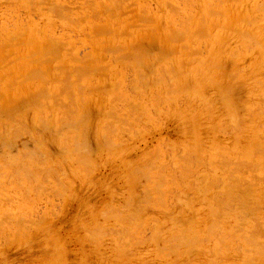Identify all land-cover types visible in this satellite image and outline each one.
Masks as SVG:
<instances>
[{"label": "rangeland", "instance_id": "374dc122", "mask_svg": "<svg viewBox=\"0 0 264 264\" xmlns=\"http://www.w3.org/2000/svg\"><path fill=\"white\" fill-rule=\"evenodd\" d=\"M0 42V264H264V0H0Z\"/></svg>", "mask_w": 264, "mask_h": 264}, {"label": "bare ground", "instance_id": "6f19581e", "mask_svg": "<svg viewBox=\"0 0 264 264\" xmlns=\"http://www.w3.org/2000/svg\"><path fill=\"white\" fill-rule=\"evenodd\" d=\"M66 1H67V0H66ZM6 2H7V1H6ZM42 2H44V1H42ZM116 2H117V1H116ZM190 2H191V1H190ZM214 2H215V1H214ZM216 2H217V0H216ZM14 3H15V2H14ZM23 3H24V2H23ZM39 3H40V2H39ZM69 3H70V2H69ZM117 3H118V2H117ZM120 3H121V2H120ZM40 4H41V3H40ZM44 4H45V3H44ZM56 4H57V3H56ZM56 4H55V5H56ZM84 4H85V3H84ZM207 4H209V3L207 2ZM32 5H33V4H32ZM34 5H35V3H34ZM79 5H80V4H79ZM135 5H136V4H135ZM168 5H169V4H168ZM212 5H213V4H212ZM218 5H219V4H218ZM259 5H261V4H259ZM53 6H54V4H53ZM58 6H59V5H58ZM93 6H94V5H93ZM192 6H193V5H192ZM192 6H191V7H192ZM213 6H214V5H213ZM32 7H33V6H32ZM118 7H119V6H118ZM54 8H55V7H54ZM72 8H73V7H72ZM79 8H80V7H79ZM208 8H209V7H208ZM51 9H52V8H51ZM59 9H60V8H59ZM62 9H63V8H62ZM74 9H75V8H74ZM143 9H144V8H143ZM172 9H174V8H172ZM172 9H171V11L173 12L175 9H174V10H172ZM250 9H252V8H250ZM258 9H259V8H258ZM258 9H257V10H258ZM54 10H55V9H54ZM54 10H53V11H54ZM56 10H57V9H56ZM194 10H195V9H194ZM255 10H256V9H255ZM260 10H261V9H260ZM260 10H259V11H260ZM66 11H67V10H66ZM169 11H170V10H169ZM212 11H213V10H212ZM259 11H258V12H259ZM32 12H33V11H32ZM62 12H63V10H62ZM145 12H146V11H145ZM218 12H219V11H218ZM33 13H35V11H34ZM215 13H216V12H215ZM215 13H214V14H215ZM144 14H145V13H144ZM175 14H176V13H175ZM216 14H217V13H216ZM216 14H215V15H216ZM219 14H220V12H219ZM221 14H222V12H221ZM57 15H58V14H57ZM71 15H72V14H71ZM84 15H85V14H84ZM98 15H99V14H98ZM140 15H141V13H140ZM67 16H68V15H67ZM67 16H66V17H67ZM111 16H112V15H111ZM144 16H145V15H144ZM150 16H151V15H150ZM155 16H156V15H155ZM57 18H59V17L57 16ZM152 18H153V17H152ZM152 18H151V19H152ZM179 18H180V17H179ZM188 18H189V17H188ZM190 18H191V16H190ZM253 18H254V17H253ZM61 19H62V18H61ZM63 19H67V18H64V17H63ZM138 19H139V18H138ZM254 19H255V18H254ZM95 20H96V19H95ZM127 20H128V19H127ZM185 20H186V19H185ZM140 21H141V20H140ZM145 21H146V19H145ZM147 21H148V20H147ZM83 22H84V20H83ZM100 22H101V21H100ZM133 22H134V21H133ZM148 22H149V21H148ZM157 22H158V21H157ZM168 22H169V21H168ZM179 22H180V21H179ZM74 23H75V22H74ZM153 23H154V22H153ZM180 23H181V22H180ZM247 23H248V22H247ZM76 24H77V23H76ZM168 24H169V23H168ZM203 24H204V22L201 24L202 27H203ZM127 25H128V24H127ZM249 25H250V24H249ZM77 26H78V25H77ZM94 26H95V25H94ZM97 26H98V25H97ZM97 26H96V27H97ZM96 27H95V28H96ZM205 27H206V26H205ZM205 27H204V29H205ZM21 28H22V27H21ZM26 28H28V27H26ZM99 28H100V27H99ZM158 28H159V27H158ZM200 28H201V27H200ZM34 29H35V28H34ZM97 29H98V28H97ZM181 29L183 30V28H181ZM25 30H26V29H25ZM184 30L187 31L188 29H187V30L184 29ZM205 30H207V29H205ZM100 31H101V30H100ZM102 31H104V30H102ZM150 31H151V30H150ZM239 31H240V30H239ZM92 32H93V30H92ZM107 32L109 33L108 30H107ZM187 32H189V31H187ZM235 32H236V31H235ZM108 33H107V34H108ZM179 33H180V32H179ZM4 34H5V33H4ZM12 34H13V33H12ZM100 34H102V33H100ZM100 34H99V35H100ZM104 34H105V33H104ZM157 34H158V33H157ZM181 34H183V33H181ZM191 34H192V33H191ZM94 35H95V34H94ZM108 35H109V34H108ZM125 35H126V34H125ZM153 35H154V34H153ZM193 35H194V34H193ZM198 35H199V34H198ZM201 35H202V34H201ZM248 35H249V34H248ZM7 36H8V33H7ZM7 36H5V37H7ZM13 36H14V35H12V37H13ZM43 36H44V34H43ZM48 36H49V35H47V36H45L43 39H41V40L38 42L39 44H38V43H34V44H37V47H36V46H35V48L32 47V49L30 50L31 53L33 52V55L35 54L34 56L39 55V58H38V59L35 57V60L37 59V60H36L37 62H38L39 60L41 61V60L43 59V58H42L43 56H45V57H47L46 55H49V56H56V53H57L59 50H64V51H65V49H66V45H67V44H64V42H62V41H61L60 39H58V38H55L54 36H49V38H48ZM86 36H87V35H86ZM120 36H121V35H120ZM156 36H157V35H156ZM181 36L183 37V35H181ZM8 37H10V36H8ZM12 37H11V38H12ZM19 37H20V36H19ZM19 37H18V38H19ZM21 37H22V36H21ZM21 37H20V39H21ZM30 37H31V40L28 39V40L30 41V44H32V42H34L33 40H36V41L38 40V39H37L36 37H34L33 35H31ZM30 37H29V38H30ZM167 37H168V36H167ZM185 37H186V36H185ZM198 37H199V36H198ZM207 37H208V36H207ZM241 37H242V35H241ZM250 37H251V36H250ZM179 38H180V35H179ZM253 38H254V37H253ZM64 39H65V37H64ZM73 39H74V38H73ZM169 39H170V38H169ZM248 39H249V38H248ZM251 39H252V38H251ZM254 39H255V38H254ZM7 40L9 41V38H7ZM62 40H63V39H62ZM78 40H79V38H78ZM144 40H145V39H144ZM183 40H184V39H183ZM252 40H253V39H252ZM8 41H7V42H8ZM23 41H24V40H23ZM31 41H32V42H31ZM36 41H35V42H36ZM255 41H256V39H255ZM3 42H4V41H3ZM7 42L5 41L4 44L6 45ZM9 42H10V44H12L11 41H9ZM9 42H8V43H9ZM173 42H175V41H173ZM250 42H251V41H250ZM256 42H257V41H256ZM258 42H260V41H258ZM13 43H14V42H13ZM246 43H247V42H246ZM251 43H252V42H251ZM0 44H2V43L0 42ZM4 44L2 45V47L4 46ZM14 44H15V43H14ZM34 44H33V45H34ZM257 44H258V43H257ZM259 44H260V43H259ZM16 45H17V43H16ZM18 45H19V44H18ZM18 45H17V46H18ZM62 45H63V46L65 45V47H63ZM12 46H13V45H12ZM74 46H75V45H74ZM118 47H119V46H118ZM134 47H135V46H134ZM107 48H108V47H107ZM72 49H73V48H72ZM72 49L70 50V48H69V51H72ZM172 49H173V48H172ZM184 49H185V48H184ZM187 49H189V48L186 47V50H187ZM191 49H192V48H191ZM199 49H200V48H199ZM202 49H203V48H202ZM66 50H67V49H66ZM121 50H122V49H121ZM247 50H248V49H247ZM118 51H119V50H118ZM118 51H117V52H118ZM196 51H197V49H196ZM20 52H21V51H20ZM67 52H68V51H67ZM126 52H127V51H126ZM138 52H139V51H138ZM10 53H11V52H9V54H10ZM58 53H59V52H58ZM112 53H113V52H112ZM133 53H134V52H132L131 54H133ZM141 53H142V52H141ZM188 53H189V52H188ZM191 53H192V51H191ZM2 54H3V53H2ZM93 54H94V53H93ZM109 54H110V53H109ZM126 54H127V53H126ZM166 54H167V53H166ZM196 54H197V53H196ZM0 55H1V54H0ZM5 55H6V54H5ZM138 55H139V54H137V56H138ZM157 55H158V54H157ZM6 56H7V55H6ZM16 56H17V55H16ZM31 56H32V55H31ZM31 56H30V57H31ZM57 56H58V55H57ZM75 56H76V55H75ZM85 56H87V55H85ZM112 56H113V55H112ZM192 56H193V55H192ZM231 56H232V55H231ZM260 56H261V55H260ZM10 57H11V55H10ZM17 57H18V56H17ZM73 57H74V56H73ZM82 57H83V56H82ZM90 57H91V56H90ZM131 57H132V56H131ZM140 57H142V56H140ZM7 58H8V57H7ZM15 58H16V57H15ZM23 58H24V57H23ZM26 58H27V57H26ZM48 58H50V57H48ZM48 58H47V59H48ZM74 58H75V57H74ZM136 58H137V57H136ZM4 59H5V58H4ZM4 59H2V60H4ZM21 59H22V58H21ZM78 59H81V58H78ZM143 59H144V58H143ZM148 59H149V58H148ZM158 59H159V57H158ZM165 59H166V57H165ZM18 60H19V59H18ZM33 60H34V59H33ZM33 60H32V61H33ZM35 60H34V61H35ZM45 60H46V59H45ZM53 60H54V59H53ZM90 60H91V59H90ZM152 60H153V59H152ZM230 60H231V59H230ZM230 60H229V61H230ZM11 61H12V60H11ZM34 61H33V62H34ZM36 61H35V62H36ZM40 61H39V62H40ZM51 61H52V59H51ZM55 61H56V60H55ZM81 61H82V60H81ZM95 61H96V60H95ZM116 61H117V60H115V62H116ZM135 61H136V60H135ZM143 61H144V60H143ZM155 61H156V60H155ZM161 61H162V60H161ZM229 61H228V62H229ZM28 62H29V61H28ZM30 62H31V60H30ZM121 62H122V61H121ZM132 62H133V61H132ZM138 62H139V61H138ZM40 63H41V62H40ZM95 63H96V62H95ZM112 63H113V62H112ZM189 63H190V62H189ZM191 63H192V62H191ZM6 64H7V63H6ZM23 64H24V63H23ZM37 64H38V63H37ZM257 64H258V63H257ZM3 65H4V64H3ZM9 65H10V63H9ZM15 65H16V64H15ZM137 65H138V64H137ZM140 65H141V64H140ZM170 65H171V64H170ZM54 66H55V65H54ZM56 66H57V65H56ZM62 66H63V65H62ZM94 66H95V65H94ZM121 66H122V65H121ZM126 66H127V65H126ZM149 66H150V65H149ZM1 67H2V66H1ZM13 67H14V65H13ZM20 67H21V66H20ZM34 67H35V66H34ZM59 67H60V66H59ZM59 67L57 66V68H59ZM63 67H64V66H63ZM106 67H107V66H106ZM136 67H138V66H136ZM154 67H155V66H154ZM170 67H171V66H170ZM9 68H10V67H9ZM39 68H40V67H39ZM49 68H50V67H49ZM92 68H93V67H92ZM95 68H96V67H95ZM125 68H126V67H125ZM32 69H33V68H32ZM41 69H42V68H41ZM66 69L68 70V68H66ZM107 69H108V68H107ZM216 69H217V68H216ZM21 70H22V68H21ZM37 70H38V69H37ZM43 70H44V69H43ZM58 70H59V69H58ZM60 70H61V69H60ZM93 70H94V69H93ZM96 70H97V69H96ZM98 70H99V69H98ZM122 70H123V69H122ZM142 70H143V69L141 68V71H142ZM10 71H11V70H10ZM26 71H28V69H27ZM30 71H31V70H30ZM41 71H42V70H41ZM45 71H46V70H45ZM82 71H83V70H82ZM107 71H108V70H107ZM240 71H241V70H240ZM13 72H14V70H13ZM37 72H38V71H37ZM43 72H44V71H43ZM7 73H8V71H7ZM31 73H32V72H31ZM39 73H40V72H39ZM83 73H84V72H83ZM89 73H90V72H89ZM235 73H236V72H235ZM10 74H11V73H10ZM20 74H21V73H20ZM26 74H27V72H26ZM46 74H47V73H46ZM48 74H49V72H48ZM86 74H87V73H86ZM86 74H85V75H86ZM140 74H141V73H140ZM143 74H144V73H143ZM145 74H146V73H145ZM151 74H152V73H151ZM29 75H30V74H29ZM33 75H34V74H33ZM33 75H32V77H33ZM42 75H43V74H42ZM242 75H243V74H242ZM35 76L38 77L39 75H35ZM46 76H47V75H46ZM54 76H55V75H54ZM63 76H64V75H63ZM126 76H127V75H126ZM141 76H142V75H141ZM164 76H165V75H164ZM233 76H234V75H233ZM235 76H236V75H235ZM24 77H25V76H24ZM26 77H27V76H26ZM43 77H44V76H43ZM48 77H49V76H48ZM61 77H62V75H61ZM165 77H166V76H165ZM7 78H8V77H7ZM12 78H13V76H12ZM30 78H31V77H30ZM30 78H29V79H30ZM69 78H70V77H69ZM159 78H160V77H159ZM2 79H3V78H2ZM19 79H20V78H18V80H19ZM23 79H24V78H23ZM36 79H37V78H36ZM44 79H45V78H44ZM52 79H53V78H52ZM59 79L62 80V78H59ZM64 79H65V78H64ZM130 79H131V78H130ZM162 79H163V78H162ZM228 79H229V78H228ZM24 80H25V79H24ZM45 80H46V79H45ZM65 80H66V79H65ZM65 80H64V81H65ZM158 80H159V79H158ZM164 80H165V78H164ZM9 81H10V80H9ZM27 81H28V80H27ZM29 81H30V80H29ZM32 81H33V79H32ZM59 81H60V80H59ZM64 81L62 80V81H60V82H64ZM79 81H80V80H79ZM169 81H170V80H169ZM15 82H16V81H15ZM15 82H14V83H15ZM20 82H21V81H20ZM22 82H23V81H22ZM40 82H41V81H40ZM77 82H78V81H77ZM131 82H132V81H131ZM156 82H157V81H156ZM37 83H38V82H37ZM44 83H45V82H44ZM58 83H59V82H58ZM65 83H66V82H65ZM78 83H79V82H78ZM159 83H160V82H159ZM8 84L11 85L10 83H8ZM15 84H16V83H15ZM19 84H20V83H19ZM19 84H18V85H19ZM141 84H143V83H141ZM16 85H17V84H16ZM41 85H42V83H41ZM47 85H48V84H47ZM53 85H54V84H53ZM79 85H81V84H79ZM132 85H133V84H132ZM152 85H153V84H152ZM187 85H188V84H187ZM2 86H3V85H2ZM39 86H40V85H38V87H39ZM43 86H44V84H43ZM50 86H51V85H50ZM66 86H68V85H66ZM153 86H154V85H153ZM188 86H189V85H188ZM8 87H9V86H8ZM11 87H12V86H11ZM30 87H31V86H30ZM60 87H61V86H60ZM60 87H59V88H60ZM80 87H81V86H80ZM105 87H108V86L105 85ZM131 87H132V86H131ZM41 88L43 89V87H41ZM59 88H58V89H59ZM83 88H84V87H83ZM113 88H114V87H113ZM138 88H139V87H138ZM1 89H3V88H1ZM14 89H16V87H15ZM21 89H23V88H21ZM42 89H39V92H40V90H42ZM46 89H47V88H45L44 90H46ZM54 89H57V86H55ZM70 89H71V88H70ZM78 89H79V88H78ZM78 89H77V91H78ZM115 89H116V88H115ZM117 89H118V88H117ZM132 89H133V88H132ZM226 89H227V88H226ZM11 90H12V89H11ZM16 90H17V89H16ZM18 90H19V89H18ZM28 90H29V89H28ZM36 90H38V89L36 88ZM59 90H60V89H59ZM98 90H99V88H98ZM98 90H97V91H98ZM110 90H111V89H110ZM133 90H134V89H133ZM224 90H225V89H224ZM6 91H8V90H6ZM13 91H15V90H13ZM20 91H21V90H20ZM69 91H70V90H69ZM144 91H145V90H144ZM193 91H194V90H193ZM1 92H2V91H1ZM9 92H10V91H9ZM16 92H17V91H15V94H16ZM31 92H32V90H31ZM33 92H34V91H33ZM37 92H38V91H37ZM80 92H81V91H80ZM102 92H103V91H102ZM109 92H110V91H109ZM3 93H4V92H3ZM20 93H21V92H20ZM29 93H30V92H29ZM41 93H42V92H41ZM61 93H62V92H61ZM77 93H78V92H77ZM105 93H107V92H105ZM118 93H119V92H118ZM146 93H147V92H146ZM10 94H11V92H10ZM25 94H26V93H25ZM43 94H44V93H43ZM43 94H41V96H42ZM45 94H46V93H45ZM53 94H54V93H53ZM65 94H67V93L65 92ZM65 94H64V96L67 97V95H65ZM11 95H12V94H11ZM23 95H24V94H23ZM36 95L38 96L39 94H36ZM47 95H48V92H47ZM49 95H50V94H49ZM49 95H48V97H49ZM51 95H52V94H51ZM54 95H55V94H54ZM120 95H121V94H120ZM5 96H6V95H5ZM21 96H22V95H21ZM57 96H58V95H57ZM59 96H60V95H59ZM71 96H72V95H71ZM73 96H74V95H73ZM2 97H3V96H2ZM10 97H11V96H10ZM13 97H14V96H13ZM13 97H12V98H13ZM28 97H29V96H28ZM45 97H46V95H45ZM61 97H62V96H61ZM68 97H69V96H68ZM106 97H107V96H106ZM120 97H121V96H120ZM16 98H17V97H16ZM36 98H37V97H36ZM36 98H35V99H36ZM46 98H47V97H46ZM55 98H56V97H55ZM59 98H60V97H59ZM4 99H5V97H4ZM6 99H7V98H6ZM23 99H24V98H23ZM39 99H40V97H39ZM57 99H58V98H57ZM61 99H62V98H61ZM71 99H72V98H71ZM81 99H82V98H81ZM81 99H80V100H81ZM108 99H109V98H108ZM112 99H113V98H112ZM11 100H12V99H11ZM16 100H17V99H16ZM37 100H38V99H37ZM43 100H44V99H43ZM46 100H47V99H46ZM50 100H51V99H50ZM52 100H53V99H52ZM110 100H111V99H110ZM2 101H4V100H2ZM7 101H8V100H7ZM28 101H29V99H28ZM58 101H59V100H58ZM63 101H64V100H63ZM5 102H6V101H5ZM33 102H35V101H33ZM47 102H48V101H47ZM51 102H52V101H51ZM71 102H72V101H71ZM81 102H82V101H81ZM85 102H86V101H85ZM85 102H84V103H85ZM72 103H73V102H72ZM111 103H112V102H111ZM131 103H132V102H131ZM131 103H130V105H131ZM7 104L9 105V103H7ZM27 104H28V103H27ZM35 104H36V103H34V105H35ZM62 104H63V102H62ZM70 104H71V103H70ZM70 104H69V105H70ZM1 105H2V104H1V102H0V107H2V108L0 109V114H2V113H6L7 111H9V108H8L9 106H8V105H6V106H8V107H6V106L3 107V106H1ZM37 105H38V104H37ZM37 105H36V106H37ZM52 105H55V104L52 103ZM56 105H57V104H56ZM58 105H59V104H58ZM27 106H28V105H27ZM36 106H34V107H36ZM38 106H39V105H38ZM59 106H60V105H59ZM59 106H56V107L59 108ZM29 107H30V106H29ZM40 107H41V106H40ZM54 107H55V106H54ZM63 107H64V106H63ZM69 107H70V106H69ZM71 107H72V105H71ZM74 107H75V105H74ZM83 107H84V105H83ZM112 107H113V106H112ZM126 107H127V106H126ZM131 107H132V106H131ZM156 107H157V106H156ZM16 108H17V107H16ZM46 108H47V107H46ZM50 108H52L51 105H50ZM61 108H62V107H61ZM61 108H60V110H61ZM64 108H65V107H64ZM72 108H73V107H72ZM75 108H76V107H75ZM87 108H88V107H87ZM117 108H118V107H117ZM35 109H38V108H35ZM35 109H34V110H35ZM40 109H41V108H40ZM42 109H43V107H42ZM44 109H45V108H44ZM53 109H54V108H53ZM53 109H52V110H53ZM83 109H84V108H83ZM130 109H131V108H130ZM257 109H258V108H257ZM28 110L30 111V109H28ZM32 110H33V109H32ZM60 110H59V111H60ZM72 110H73V109H72ZM122 110H123V109H122ZM133 110H134V109H133ZM43 111H44V110H43ZM64 111H65V110H64ZM64 111H63L62 113H66V112H64ZM68 111H69V109H68ZM74 111H75V110H73V112H74ZM85 111H86V110H85ZM136 111H137V110H136ZM247 111H248V110H247ZM263 111H264V110H263ZM39 112H40V111H39ZM41 112H42V111H41ZM55 112H56V111H55ZM55 112H54V114H55ZM57 112H58V111H57ZM70 112H72V111H70ZM76 112H77V110H76ZM111 112H112V111H111ZM116 112H117V111H116ZM261 112H262V110H261ZM24 113H25V111H24ZM45 113H46V112H45ZM45 113H44V114H45ZM49 113H50V111H49ZM259 113H260V112H259ZM16 114H17V113H16ZM22 114H23V113H22ZM27 114H28V113H27ZM66 114H67V113H66ZM72 114H73V113H72ZM72 114H71V115H72ZM114 114H115V113H114ZM38 115H39V114H38ZM38 115H36V116H38ZM60 115H61V114H60ZM67 115H68V114H67ZM80 115H81V114H80ZM128 115H129V114H128ZM9 116H10V114H9ZM15 116H16V115H15ZM20 116H22V115H20ZM20 116H19V117H20ZM39 116H40V115H39ZM41 116H42V115H41ZM43 116H44V115H43ZM61 116H62V115H61ZM65 116H66V115H65ZM49 117L51 118V116H49ZM66 117H67V116H66ZM72 117H73V116H72ZM75 117H76V116H75ZM115 117H116V115H115ZM125 117H126V116H125ZM125 117H124V118H125ZM129 117H130V116H129ZM240 117H241V116H240ZM5 118H6V117H5ZM15 118H16V117H15ZM30 118H31V117H30ZM56 118H57V117H56ZM56 118L54 117V119H56ZM73 118H74V117H73ZM73 118H72V119H73ZM79 118H80V116H79ZM6 119H7V118H6ZM60 119H61V118H59L58 120H60ZM66 119H67V118H66ZM69 119H70V118H69ZM118 119H119V118H118ZM241 119H242V118H241ZM74 120H75V119H74ZM76 120H78V121H76ZM76 120H75V121H76L77 123L80 121V119H76ZM116 120H117V119H116ZM127 120H128V119H127ZM6 121H7V120H6ZM8 121H9V120H8ZM15 121H16V119H15ZM37 121H39V120L37 119ZM67 121H68V120H67ZM67 121H66V122H67ZM75 121H74V122H75ZM87 121H88V120H87ZM10 122H11V120H10ZM17 122H18V120H17ZM17 122H15V123H17ZM19 122H20V121H19ZM48 122H50V120H49ZM58 122H59V121H58ZM74 122H72V123H74ZM76 122H75V123H76ZM82 122H83V120H82ZM121 122H122V118H121ZM127 122H128V121H127ZM127 122L125 121V123H127ZM8 123H9V122H8ZM11 123H12V122H11ZM42 123H43V122H42ZM46 123H47V122H46ZM46 123H45V124H46ZM60 123H62V122H60ZM86 123H87V122H86ZM13 124H14V123H13ZM65 124H66V123H65ZM81 124H82V123H81ZM83 124H84V122H83ZM111 124H112V123H111ZM111 124H110V125H111ZM241 124H242V123H241ZM253 124H254V123H253ZM263 124H264V123H263ZM6 125H7V124H6ZM18 125H19V123L17 124V126H18ZM20 125H21V124H20ZM48 125H49V124H48ZM85 125H86V124H85ZM127 125H128V124H127ZM130 125H131V124H130ZM132 125H133V123H132ZM132 125H131V126H132ZM12 126H13V125H12ZM14 126H15V125H14ZM54 126H55V125H54ZM63 126H64V125H63ZM66 126H67V124H66ZM72 126H73V125H72ZM80 126L82 127V125H80ZM135 126H136V125H135ZM7 127H8V126H7ZM15 127H16V126H15ZM18 127H19V126H18ZM18 127H16V128H18ZM22 127H23V125H22ZM22 127H21V128H22ZM58 127H59V126H58ZM67 127H68V126H67ZM70 127H71V125H70ZM74 127H75V125H74ZM119 127H120V124H119ZM260 127H261V125H260ZM260 127H258V128H260ZM11 128H12V127H11ZM46 128H47V126H46ZM53 128H54V127H53ZM84 128H85V127H84ZM129 128L132 129L131 127H129ZM235 128H236V127H235ZM7 129H8V128H7ZM13 129H14V128H13ZM23 129H24V127H23ZM23 129H22V130H23ZM27 129H28V128H27ZM65 129H66V128H65ZM67 129H69V128H67ZM78 129H80V128H77V131H78ZM103 129H104V128H103ZM105 129H106V128H105ZM109 129L111 130V128H109ZM121 129H122V128H121ZM236 129H237V128H236ZM236 129H235V130H236ZM0 130H1V129H0ZM11 130H12V129H11ZM14 130H15V129H14ZM19 130H20V128H19ZM44 130H45V129H44ZM56 130H57V129H56ZM63 130H64V129H63ZM81 130H83V129H81ZM84 130H85V129H84ZM84 130H83V131H84ZM106 130H107V129H106ZM113 130H114V129H113ZM230 130H231V129H230ZM7 131H8V130H7ZM12 131H13V130H12ZM49 131H50V130H49ZM61 131H62V130H61ZM61 131H60V132H61ZM64 131H66V130H64ZM67 131H68V130H67ZM69 131L71 132L72 129H71V130L69 129ZM69 131H68V132H69ZM77 131H76V132H77ZM121 131H122V130H121ZM241 131H242V130H241ZM0 132L2 133V132H4V131H0ZM28 132H29V131H28ZM55 132H56V131H55ZM57 132H58V131H57ZM60 132H58V133L60 134ZM70 132H69V133H70ZM72 132H75V131H72ZM107 132H109V131H107ZM111 132H112V131H111ZM111 132H110V133H111ZM113 132H114V131H113ZM231 132H232V131H231ZM236 132H237V131H236ZM239 132H240V131H239ZM7 133H8V132H7ZM13 133H14V132H13ZM22 133H23V131H22ZM114 133H115V132H114ZM28 134H29V133H28ZM49 134H50V133H49ZM75 134H76V133H75ZM77 134H78V133H77ZM3 135H4V133H3ZM10 135H11V134H10ZM20 135H21V131H20ZM30 135H31V134H30ZM34 135H36V134H34ZM106 135H109V134H106ZM111 135H112V134H110V136H111ZM27 136H28V135H27ZM32 136H33V135H32ZM52 136H53V135H52ZM54 136H55V135H54ZM70 136H71V135H70ZM81 136H82V135H81ZM110 136H109V137H110ZM14 137H15V135H14ZM14 137H13V140H14ZM72 137H73V136H72ZM78 137H79V136H77V138H78ZM83 137H85V136H83ZM2 138H4V137H2ZM29 138H31V136H29ZM52 138H53V137H52ZM70 138H71V137H70ZM73 138H74V137H73ZM73 138H72V139H73ZM104 138H105V135H104ZM104 138H103V139H104ZM8 139H9V138H8ZM10 139H11V138H10ZM64 139H65V138H64ZM107 139H111V138H107ZM107 139H104V140H107ZM31 140H32V139H31ZM34 140H35V139H34ZM39 140H41V138H40ZM39 140H38V141H39ZM65 140H66V139H65ZM69 140H70V139H69ZM77 140H78V139H77ZM77 140H75V141L77 142ZM20 141H21V140H20ZM35 141H37V140H35ZM73 141H74V139H73ZM110 141H111V140H110ZM8 142H9V140H8ZM26 142H27V141H26ZM42 142H43V141H42ZM83 142H84V141H83ZM6 143H7V142H6ZM36 143H38V142H36ZM81 143H82V142H81ZM33 144H34V143H33ZM75 144H77V143H75ZM108 144H109V143H108ZM108 144H107V145H108ZM2 145H3V144H2ZM16 145H17V144H16ZM22 145H23V144H22ZM42 145H43V144H42ZM67 145H69V144H66V146H67ZM79 145H80V143H79V141H78V148H79ZM81 145H82V144H81ZM105 145H106V142H105ZM4 146H5V145H4ZM14 146H15V145H14ZM120 146H121V145H120ZM6 147H7V146H6ZM9 147H10V146H9ZM21 147H22V146H21ZM26 147H27V146H26ZM67 147H68V146H67ZM67 147H66V149H67ZM73 147H75V146H73ZM96 147H98V146H96ZM100 147H101V146H100ZM100 147H99V148H100ZM116 147H117V145H116ZM1 148H2V147H1ZM23 148H24V146H23ZM30 148H31V147H30ZM33 148H37V147H33ZM24 149H26V148H24ZM63 149H65V148H63ZM66 149H65L64 151H66ZM74 149L77 150V148H74ZM74 149H73V151H72L71 153H73L74 151L76 152V150H74ZM85 149H86V148H83L82 150L84 151ZM30 150H31V149H30ZM35 150H36V149H34V151H35ZM38 150H39V149H38ZM67 150H68V149H67ZM78 150H79V149H78ZM78 150H77V151H78ZM227 150H228V149H227ZM6 151H7V149H6ZM10 151H11V150H10ZM10 151H9V152H10ZM16 151H17V150H16ZM27 151H28V149H27ZM4 152H5V151H4ZM31 152H32V150H31ZM67 152H68V151H67ZM88 152H89V151H88ZM256 152H258V151H256ZM259 152H260V151H259ZM259 152H258V153H259ZM262 152H263V151H262ZM2 153H3V152H2ZM6 153H7V152H6ZM14 153H15V152H14ZM16 153H17V152H16ZM19 153H20V152H19ZM21 153H22V152H21ZM43 153H44V152H43ZM81 153H83V152H81ZM17 154H18V153H17ZM24 154H26V153H24ZM24 154H23V155H24ZM29 154H30V153H29ZM29 154H28V155H29ZM33 154H34V153H33ZM39 154H40V153H39ZM87 154H89V153H87ZM14 155H15V154H14ZM31 155H32V154H31ZM84 155H85V154H84ZM234 155H235V154H234ZM262 155H263V154H262ZM262 155H261V156H262ZM1 156H2V155H1ZM4 156H5V154H4ZM15 156H17V155H15ZM15 156H14V158H15ZM18 156H19V155H18ZM155 156H156V154H155ZM51 157H52V156H51ZM51 157H50V158H51ZM20 158H23V157H20ZM32 158H33V157H32ZM34 158H35V155H34ZM36 158L38 159V157H36ZM36 158H35V159H36ZM40 158H41V157H39V159H40ZM184 158H185V157H184ZM11 159H12V158H11ZM35 159H32V160H35ZM39 159H38V160H39ZM4 160H5V158H4ZM182 160H183V158H182ZM228 160H229V159H228ZM5 161H6V160H5ZM42 161L45 162V160H42ZM180 161H181V160H180ZM184 161H185V160H184ZM0 162H2V161H0ZM6 162H8V161H6ZM39 162H40V161H39ZM217 163H218V162H217ZM242 163H243V162H242ZM3 164H4V163H2V165H3ZM18 164H19V163H18ZM38 164H40V163H38ZM245 164H246V163H245ZM262 164H263V163H262ZM21 165H22V164H21ZM21 165H20V166H21ZM198 165H200V164H198ZM198 165H197V166H198ZM4 166H5V165H4ZM7 166L9 167V164H8ZM7 166H6V167H7ZM11 166H12V165H11ZM11 166H10V168H11ZM20 166H19V168H20ZM23 166H24V165H23ZM23 166H22V167H23ZM25 166H26V165H25ZM201 166H202V165H201ZM258 166H259V165H258ZM0 167H1V166H0ZM22 167H21V168H22ZM236 167H237V166H236ZM2 168H3V167H2ZM10 168H9V169H10ZM13 168H14V167H13ZM256 168H257V167H256ZM7 169H8V168H7ZM9 169H8V172H9ZM15 169H16V168H15ZM15 169H14V170H15ZM24 169H25V168H24ZM33 169H34V168H33ZM35 169H36V168H35ZM17 170H18V167H17ZM17 170H16V171H17ZM19 170H20V169H19ZM36 170H37V169H36ZM39 170H41V168H40ZM47 170H48V169H47ZM170 170H172V168H171ZM182 170H183V172H185L184 169H182ZM0 171H1V170H0ZM20 171H21V170H20ZM31 171H33V170H31ZM42 171H43V170H42ZM45 171H46V170H45ZM203 171H204V170H203ZM2 172H3V171H2ZM5 172H6V171H5ZM11 172H12V171H10V173H11ZM23 172H24V171H23ZM47 172H48V171H47ZM175 172H176V171H175ZM199 172H200V171H199ZM37 173H40V174H41L42 172H38V170H37ZM179 173H180V172H179ZM15 174L17 175L18 173H15ZM15 174H14V175H15ZM29 174H30V173H29ZM181 174H182V173H181ZM5 175H7V174H5ZM8 175H9V174H8ZM24 175H26V173H25ZM45 175H46V174H45ZM1 176H2V175H1ZM10 176H11V174H10ZM10 176H9V177H10ZM37 176H40V175L37 174ZM37 176H35V177L37 178ZM29 177H30V176H29ZM31 177H32V175H31ZM46 177H47V176H46ZM10 178H12V177H10ZM17 178H18V177H17ZM33 178H34V176H33ZM36 178H35V179H36ZM40 178H41V177H40ZM28 179H29V178H28ZM38 179H39V178H38ZM6 180H7V178H6ZM17 180H19V179H17ZM20 180H21V179H20ZM31 180H32V179H31ZM31 180H29V181H31ZM153 180H154V179H153ZM258 180H259V179H258ZM262 180H263V179H262ZM14 181H15V180H14ZM255 181H256V179H255ZM16 182L19 183V181H16ZM31 182H32V181H31ZM31 182H30V183H31ZM35 182H36V181H35ZM35 182H33V183H35ZM257 182H259V181H257ZM7 183H8V181H7ZM11 183H12V182H11ZM27 183H28V182H27ZM30 183H29V184H30ZM33 183H32V184H33ZM3 184H4V183H3ZM40 184H41V183H40ZM0 185H2V184H0ZM16 185H17V184H16ZM30 185H31V184H30ZM18 186H19V185H18ZM144 186H145V185H144ZM214 186H215V185H214ZM21 187H22V186H21ZM21 187H20V188H21ZM0 189H1V188H0ZM22 189H23V188H22ZM34 189H35V187H34ZM27 191H28V190H27ZM32 192H33V191H32ZM23 193H24V192H23ZM221 194H222V193H221ZM222 195H223V194H222ZM220 197H221V196H220ZM223 197H224V196H223ZM236 200H237V199H236ZM224 203H225V202H224ZM228 203H229V202H228ZM228 203H227V204H228ZM239 204H240V203H239ZM229 205H230V204H229ZM229 205H228V206H229ZM234 206H235V205H234ZM230 207H231V206H230ZM230 207H229V208H230ZM226 208H227V207H226ZM236 209H237V208H236ZM226 210H227V209H226ZM251 210H252V209H251ZM119 215H120V214H119ZM255 223H256V221H255ZM262 224H263V223H262ZM211 225H212V224H211ZM208 227H209V226H208ZM100 228H101V227H100ZM103 229H104V228H103ZM207 231H208V230H207ZM252 231H253V230H252ZM219 234H220V233H219ZM207 235H208V234H207ZM250 237H252V236H250ZM216 238H217V237H216ZM243 238H244V237H243ZM190 240H192V239H190ZM208 241H209V240H208ZM208 241H207V242H208ZM189 242H190V241H189ZM189 242H188V245H189ZM210 243H211V242H210ZM186 244H187V243H186ZM253 246H254V245H253ZM211 252H212V251H211Z\"/></svg>", "mask_w": 264, "mask_h": 264}]
</instances>
